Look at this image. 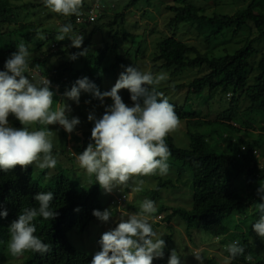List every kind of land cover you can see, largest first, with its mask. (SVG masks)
Returning a JSON list of instances; mask_svg holds the SVG:
<instances>
[{
	"label": "trees",
	"instance_id": "1",
	"mask_svg": "<svg viewBox=\"0 0 264 264\" xmlns=\"http://www.w3.org/2000/svg\"><path fill=\"white\" fill-rule=\"evenodd\" d=\"M87 1L83 0L81 12H85L96 0H91L90 3ZM144 1L147 2L146 6L151 4L150 0ZM138 2L140 0H131L125 6L124 11ZM257 6H261L259 14L253 11ZM42 9L48 11L50 15L53 14L43 2L0 0V39L3 35L16 33L21 41L29 45L30 55L36 53L30 58V71L25 75L38 81L40 77H46L51 81L50 90L57 94L71 89L77 79L87 77L103 93L102 74L107 71L106 69H112L124 63L123 57L117 53L119 31L111 28L113 32L112 36L109 35L111 45H109L110 40L106 42L93 62L90 60L93 37L104 26L96 24L106 17L105 12L98 15L93 23L94 27L84 35L81 48L76 49L71 47V41L67 38L63 41L56 40L59 28L70 23L73 31L80 34L81 30L89 25H78L75 15L65 17L57 14L59 26L52 24L41 29V21L46 22L49 18L47 16L38 21L40 18H37V12H42ZM165 10L172 14L166 25L167 29L172 32L157 42L156 50L150 60L153 64L152 69L167 72V75L172 78L187 70H199L201 74L190 83L171 84L168 81V86L157 87V91L162 92L169 103L174 105L176 114L186 126L188 149L175 147L169 136L166 138V144L171 153L169 159H172L176 165V180H181L185 172H190L192 196L189 210L183 207L160 206L155 213V218H158L159 222L155 223L170 225L176 219L178 223L183 224L188 235L193 230H202L215 238H221L218 243L222 247L224 257L228 256L227 245L235 240L240 241L245 248V254L253 253L250 244L251 235L254 232L252 225L259 220L260 213L258 209L254 211L252 206L261 202L257 196V189L260 185H264V168L259 165V159L254 153L258 154L261 147L260 143L255 140H244L239 136L235 139L231 135L233 132L238 134L241 131L235 122L241 120L240 113L255 115L257 119L260 117V120L264 116V47L257 48L264 40V0H252L247 8L233 15L212 14L207 16L203 9L193 6L188 0H173V5L165 6ZM34 14H36V19ZM124 16L123 12L115 14L112 23L108 26L117 24ZM181 23H188L198 35L203 34L205 27L212 28L204 38L206 41L222 35L224 30L228 29L231 30L232 36L237 38L249 24L248 31L252 38L246 39L242 47L232 52H224L219 56L214 55V52L213 54L200 53L194 46L177 38L176 30L178 24ZM5 26L13 28L9 31L3 29ZM38 32L44 35L45 39H38ZM122 34L134 37L124 31ZM12 48L4 46L0 49V56H3V58L0 57V71L4 70L5 61L13 53ZM46 48L47 55L43 56L42 52ZM84 48L89 49L87 56L78 57L74 61L69 59L73 53L82 51ZM109 56H114L116 62L107 59L108 63L105 64L106 66L103 65ZM85 59L87 61H84ZM79 60L85 63L81 67L74 68ZM90 63H92L91 68L86 67ZM181 90L186 92L184 98L180 100L176 98L178 101L173 100L172 97L178 96ZM120 96L125 104L131 106L130 93L127 89H121ZM217 97L220 99L230 97L228 107L217 115L215 121L209 122L205 120V117L202 118L203 111L196 110L197 106L193 103L203 101L202 106H208ZM183 100L185 104H180L179 102ZM92 102L100 103L94 98ZM240 102H245L242 110L239 107ZM186 106L189 110L185 109ZM215 123L229 131L228 134H223L218 139L216 146L210 145L213 135H219L216 130L207 135L194 132V129L212 127ZM93 126H86L90 132H83L80 138L74 137L76 155L83 152L91 142ZM21 127V124L16 125V129ZM253 129L255 130L253 125L247 122L246 132H256L251 131ZM258 130L260 136L264 135V126ZM222 148H227V150L224 151ZM260 156L264 158V152L262 155L260 153ZM71 159L74 157L71 156ZM136 179L145 181V176ZM92 180V188L86 190L78 188L75 183L60 174L56 175L49 184L40 185L33 179L32 165L26 169L17 166L7 173L0 170V211L6 210L8 213L6 218H0V235L4 232L5 226L17 219L22 208L38 206L34 197L40 192L51 191L53 193L52 207L58 213L54 220L45 221L43 218H37L34 221L37 229L34 234L53 246L49 253L41 255L28 251L21 257L14 258L4 245L7 243H3L4 246L0 247V252L7 253H0V264H91L92 258L76 250L69 243L67 235L72 230L83 233L91 223L99 221L92 215V212L93 210H104L99 196L101 188L96 183L94 175ZM173 185L172 180H164L158 183L155 190L147 185L146 192L154 201H157L159 190L173 187ZM128 187L132 189L135 185L133 186V182H130ZM123 195L127 196V194L118 192L109 201V208L112 210L114 219L122 216L118 214L119 208H124L127 204L125 202L120 207L116 206L117 197ZM128 208L134 213L140 211V208L133 205ZM249 211L250 215H248ZM161 214H164L163 218ZM232 218L237 222L234 226L229 222ZM160 262L161 259L153 261L154 264ZM205 263L218 264L213 258L206 260ZM231 264H264V259L246 261L243 256H240L232 260Z\"/></svg>",
	"mask_w": 264,
	"mask_h": 264
},
{
	"label": "clouds",
	"instance_id": "2",
	"mask_svg": "<svg viewBox=\"0 0 264 264\" xmlns=\"http://www.w3.org/2000/svg\"><path fill=\"white\" fill-rule=\"evenodd\" d=\"M43 3L52 12L65 17L82 14L83 0H43ZM37 38L43 40L45 36L38 32ZM66 38L76 49H80L84 41V35L76 34L70 23L62 25L56 36L57 41ZM16 49L5 61L4 70L0 71V170L7 173L17 166L26 169L33 164L40 169H54L57 160L52 155L50 137L53 131L48 127L33 131L29 128L37 124L59 125L66 133L72 134L80 120L69 118L71 107L67 104L59 103V107L53 110L55 93L50 90L51 81L40 77L39 82L34 83L25 75L30 71L29 45L21 41ZM88 51L84 48L73 53L69 59L74 61L87 56ZM167 78L166 73L153 75L130 65L124 68L109 91L101 93L94 83L83 77L64 92L63 96L76 104H79L82 92L91 93L104 107L99 119L94 110L88 114V121L94 125L91 142L76 155L79 166L89 176H95L104 193H111L118 186L128 187V182L134 178L168 173L171 153L166 138L179 130L181 120L174 105L157 91V86ZM121 89L129 91L131 106L118 95ZM109 98L112 104L105 106L104 101ZM10 115L22 125L20 129L9 125ZM134 183L132 191L141 192L144 181L135 179ZM257 196L261 200L256 205L260 218L252 225V230L264 240V185L257 189ZM34 200L38 206L22 208L9 226L8 249L14 258L28 251L44 255L52 250L50 243H45L34 234L37 230L34 221L37 218L50 221L58 216L52 207L53 193L40 192ZM156 212L155 202L144 199L139 212L127 213V218L120 219L113 230L102 234L99 241L101 250L95 253L91 264H153L155 259H162L166 244L150 223L155 219ZM7 215L6 210L0 211V218ZM92 215L105 223L113 217L111 208L93 210ZM227 252L224 264H231L240 256L252 261L254 256L253 253L245 254L239 240L227 245ZM192 256L198 264H204L200 249H194ZM167 264H182L176 249L171 251Z\"/></svg>",
	"mask_w": 264,
	"mask_h": 264
},
{
	"label": "rangeland",
	"instance_id": "3",
	"mask_svg": "<svg viewBox=\"0 0 264 264\" xmlns=\"http://www.w3.org/2000/svg\"><path fill=\"white\" fill-rule=\"evenodd\" d=\"M27 2L35 3V2H43V0H25ZM131 0H100L99 3L103 7L100 13L105 12V18L101 19L96 25H104L103 29L97 33L93 37L91 51L92 56L90 57L91 61H95L96 57L99 55L100 50L105 46V43L109 42L111 45V37L113 30H118V48L117 53L123 57L124 63L121 65H117L115 68H108L107 71L102 74L103 77V90L109 91L115 85V82L119 78L120 73L124 70L125 67L133 65L141 72H150L153 75L163 73L162 71L153 70V64L150 62L153 54L155 52V48L157 42L160 39L165 38L171 34L172 31L168 30L166 25L169 19L172 17V14L165 10V6L173 5V0H150L151 3L149 6H146L144 0H140L137 4L131 5L127 11H124L130 3ZM190 4L197 8L203 9L205 15L211 16L212 14H223V15H233L238 11H241L248 7L252 0H188ZM88 3L91 0L87 1ZM261 6H257L253 9V11L257 14L260 13ZM124 13V18L120 20L117 24L113 26H108L109 23H112L114 15L119 13ZM38 21L43 20L44 17L49 16L46 22L41 21V29L47 28L49 25L55 24L59 26L60 22L57 20V13L50 15L48 11L37 12ZM35 19H36V14ZM100 15V14H99ZM248 25L244 28L242 33L237 37L234 38L231 34V30H224L222 35L211 39L210 41H206L204 38L206 34H208L212 28L205 27L203 29V34L198 35L197 31L189 26L188 23H181L178 24V28L176 30V35L179 40L182 42L194 46L200 53H208L214 55H222L224 52H232V50L238 49L242 47L246 39L252 38L248 31ZM94 25L91 24L88 27L81 30L82 35H85L90 32V29L93 28ZM13 27L5 26L3 29L11 30ZM2 29V30H3ZM127 34H132L134 37L125 36L122 32ZM254 32V31H253ZM99 42H98V41ZM97 41V42H96ZM206 41V42H205ZM21 42L20 38L17 37L16 33H10L9 35H3L0 39V49H3L4 46L13 47L12 51H16V46ZM35 43V41L33 42ZM257 48L262 49L264 47V40L261 42ZM226 50V51H225ZM43 51V50H42ZM41 51V52H42ZM44 53V54H43ZM36 54V53H35ZM33 54V55H35ZM43 56L47 55V48L42 52ZM30 55V58L33 56ZM0 57L3 58L1 55ZM107 59H110L111 62H116L114 56H109L106 58V62L103 63L105 65L108 63ZM84 61H87L86 59ZM90 62V61H89ZM82 60H79L75 65L76 67H81L83 65ZM92 63L87 64L86 67L91 68ZM106 66V65H105ZM157 71V72H156ZM203 72V71H202ZM167 74V72H166ZM201 73L199 70H187L182 72L181 74L175 76L174 78L167 75V80L161 82V84L157 87H166L168 86V81L171 84H183V83H190L195 77L200 75ZM34 83H38V80H33ZM70 90V89H67ZM66 90V91H67ZM58 91V90H57ZM65 92V90H64ZM61 92L57 94L55 91V95L53 97L54 104L53 110L59 107V103L67 104L71 107V112L69 114V118L76 117L80 120V124L76 127L72 134L66 133L62 127L59 125H50V126H43V125H34L33 127L29 128V131L33 130H41L42 128L48 127L49 130L53 131V135L50 137L53 148H52V155L57 160V165L54 169H40L37 164H33V179L40 185H46L53 181V178L60 174L66 177L71 182L75 183L78 188L83 189H91L93 186L92 176H89L86 173V170L79 166V163L76 159V152L74 150V137L80 138L83 132H90L86 129V126H92L93 123L88 121L87 116L93 110L95 111V115L97 119H99L104 113V107L100 106V103L92 102L93 96L91 93H84L82 92L79 99V104L71 100H67ZM118 95H121V90L119 91ZM172 95V94H171ZM186 95L185 90H181L178 92V96L174 95L172 97L173 100L178 101L181 98H184ZM171 97V96H169ZM178 100H177V99ZM229 99H220L219 97L212 100L208 106H202L203 101L200 103L196 101L194 106L196 110H202V118L205 117V120L209 122L215 121L217 115L221 113V111L228 107ZM86 101L88 103H86ZM180 104H185L184 100L179 102ZM112 104L111 99H105L104 105L109 106ZM191 105V104H190ZM188 105L190 108L191 106ZM130 106V105H129ZM186 106L185 109L189 110V107ZM193 106V105H192ZM239 107L242 110L245 107V102H240ZM241 115V120H237V124L241 128V131L236 133H232L231 136H234L236 139L238 136L243 138L244 140L249 141H257L260 143V151L258 155V162L261 167L264 168V158L260 156L264 152V135L260 136L257 132L258 129L264 126V116L260 120L257 119L255 115H249L248 113L239 114ZM9 125L13 128H16L17 124H20L19 121L15 119L13 116L8 117ZM262 121V123H261ZM249 125H253L256 132L247 133L245 130L246 123ZM216 130L219 132V135H213L211 138L210 145H217L218 139L223 134H228L229 131L223 129V127L217 125L216 123L213 124L212 127H202L198 129H194V132H198L200 134H210ZM193 132V130H191ZM64 132L66 135H64ZM172 138L173 144L175 147L180 149H188L189 148V140L186 135V126L183 121H181V126L178 131L172 132L168 135ZM69 138V139H68ZM222 150L226 151L227 148H222ZM75 154V155H74ZM74 157V159H71ZM169 164V171L166 175H154V176H145V181L143 185V190L141 192H133L132 189L129 187L118 186L114 189L111 193H104L102 189H100V200L101 204L105 209L109 208V201L113 195H117L118 192H122L127 194L126 198L124 199L127 203L124 205V208H119V215H122L120 218H112L108 222H94L91 223L88 228L83 233H78L75 230H72L68 233L67 239L69 243L79 252L86 254L88 257L93 258L95 253L99 252L100 245L98 243V239L109 230H113L120 219H126L127 213H134L133 210L129 209L130 205H133L137 208H140V204L144 199L151 198L147 194L146 186H152V190L158 186V183L164 180H172L173 187L170 188H161L159 190V198L155 202L157 209L160 206L164 207H183L184 209L189 210L191 208V179H190V172H185L184 176L181 180H176V165L172 159L168 160ZM136 178H134L135 180ZM134 180H130L128 183L133 182V186L135 185ZM122 203V202H121ZM257 204L254 206V211L257 210ZM250 211L248 215H250ZM161 217H164V214H161ZM175 222H171L170 225L168 224H160L157 225L155 222H159L158 218L150 220L152 224L153 230L157 233L159 237H161L166 244L164 248V256L161 259L159 264H167L169 255L173 249H176L178 255L180 256L182 264H198L195 258L192 256L194 249H200L201 254L204 258V263L208 259H215L218 264H224V255L222 251V247L219 245L218 241L220 239L215 238L213 235L209 233H205L202 230H193L188 235L185 231V228L182 223H178L176 219ZM229 222L232 226L237 224L234 218L230 219ZM239 223V222H238ZM11 224V223H10ZM9 225L5 226L4 232L0 235V247L7 246L10 240L9 235ZM159 224V223H158ZM226 224V223H225ZM240 229V228H239ZM3 243H7L2 245ZM250 244L253 249V260L255 259H264V240L259 238L255 232L251 235ZM1 251V250H0ZM2 254H6L7 252H0ZM9 264V263H4ZM154 264V263H153ZM206 264V263H205Z\"/></svg>",
	"mask_w": 264,
	"mask_h": 264
},
{
	"label": "built area",
	"instance_id": "4",
	"mask_svg": "<svg viewBox=\"0 0 264 264\" xmlns=\"http://www.w3.org/2000/svg\"><path fill=\"white\" fill-rule=\"evenodd\" d=\"M99 1L100 0L94 1L85 12L82 11L81 12L82 14L79 17H76L75 21L78 25H80V24L91 25L96 21L98 15L100 14L101 10L103 9V7L100 5ZM254 154H255V156L258 155L257 153H254ZM125 198H126V195L117 197L116 206L117 207L122 206L125 203V200H124Z\"/></svg>",
	"mask_w": 264,
	"mask_h": 264
}]
</instances>
